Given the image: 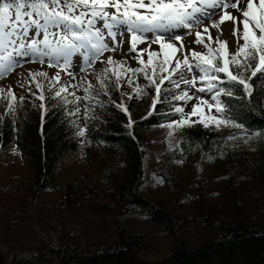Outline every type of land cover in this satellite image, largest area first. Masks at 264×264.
<instances>
[{"label": "trees", "instance_id": "1", "mask_svg": "<svg viewBox=\"0 0 264 264\" xmlns=\"http://www.w3.org/2000/svg\"><path fill=\"white\" fill-rule=\"evenodd\" d=\"M109 76L104 88L91 81L89 118L84 110L80 121L68 114L74 103L52 98L60 84L49 90L44 77L21 78L34 101L16 99L11 114V97L0 93V264H264V135H256L264 133V84L253 78L251 99L221 85L234 92L220 98L224 118L240 128H205L204 117L169 136L161 125L178 120L170 114L176 102L153 110L152 88ZM80 128L85 137L75 135ZM15 148L24 167L6 160ZM67 156L77 166L86 160L87 184L59 182ZM146 162L162 189L148 190ZM133 212L149 228L125 220ZM195 226L200 232L190 236ZM156 233L162 247L149 241Z\"/></svg>", "mask_w": 264, "mask_h": 264}, {"label": "snow or ice", "instance_id": "2", "mask_svg": "<svg viewBox=\"0 0 264 264\" xmlns=\"http://www.w3.org/2000/svg\"><path fill=\"white\" fill-rule=\"evenodd\" d=\"M231 10L237 15H233ZM211 30H215V37ZM118 33L122 36L119 42L116 39ZM106 36L111 38V46L105 42ZM185 36L194 38L187 41L188 45H200L203 51L189 49L186 53ZM229 41L235 48L232 53L227 50ZM120 44H127L128 50L137 54L134 58L142 67L126 68L125 62L109 56V67H105L97 76L102 88L106 87L105 80L111 79L109 73L120 79V74L110 67L115 65L134 75L142 74L147 86L154 88L153 110L157 103L197 100L192 112L186 116L183 115L182 106L170 105V114H181V118L161 125L171 130L169 136L191 116L197 115L202 105L207 107L209 113L214 108L215 113L219 114L210 115L208 122L199 120L205 128L210 124L216 128H240V123L224 118L225 104L220 98L232 97L234 92L232 88L221 85H233L251 99L253 78L264 84V0H0V79L26 62L41 65L47 62L49 67H57L71 76L67 70L71 67L74 54L83 56L82 70H86L104 52H116ZM140 44H147V47L138 48ZM152 44H158L160 50H151ZM145 53L148 55L147 61L143 59ZM177 53L180 55L177 56ZM149 67L151 74L147 70ZM60 71L51 78L46 72H29V83L36 82L38 76L44 77L51 90L59 84ZM220 74H223V79ZM165 81L171 88H164L163 91L169 92L170 96L161 99ZM128 84L132 85L131 79ZM181 84L186 85L187 89L177 93ZM197 84L200 86L197 87ZM36 87L41 89L37 98L43 101L42 86L36 83ZM69 88H80V85H60L52 98L60 99L65 105L78 104L82 99H88L91 83L82 89L86 93L84 97L69 92ZM191 89H195V93L211 94V102L195 93L190 95ZM139 91L144 92V89L139 88ZM0 93H4V89H0ZM69 95L73 97L72 101L68 100ZM8 97H11L7 105L11 114L15 110L13 101L16 97L10 89L3 96L6 100ZM19 99L23 102L24 98ZM116 106L127 111L122 104ZM40 108L43 109L44 105L41 104ZM79 113L77 106L68 114ZM88 118L86 106L85 119ZM72 123L75 125V121ZM86 131V128H80L75 135L85 137Z\"/></svg>", "mask_w": 264, "mask_h": 264}, {"label": "rangeland", "instance_id": "3", "mask_svg": "<svg viewBox=\"0 0 264 264\" xmlns=\"http://www.w3.org/2000/svg\"><path fill=\"white\" fill-rule=\"evenodd\" d=\"M111 11V9H110ZM97 27H99V23L97 24ZM240 27H242V25H240ZM215 34H213V36L215 37ZM257 35H259V32L257 31ZM117 41L119 42L122 39L121 34H117ZM194 39L191 36H185L184 40H185V49L184 51L187 53L189 51V49L193 50V51H197V52H202L203 48L200 45H195V44H191L188 45L187 41ZM223 39V37H222ZM105 42L109 43V45L111 46L112 41L110 37L105 38ZM241 44H243V40L240 41ZM177 46L179 47V42H177ZM215 46V45H214ZM147 44H140L138 45V48H146ZM151 50L153 51H159V45L158 44H152L151 45ZM227 50L229 53H232L235 51V48L233 47L232 42L228 43L227 46ZM137 54L130 52L128 50V45L127 44H120L118 47V50L116 52H111V51H106L103 53V55L96 60L93 63L92 67L87 68L86 70H82V65H83V56L80 53H76L72 56L71 58V67L68 68L67 72H70L72 75L69 76L66 72L64 71H60V69H58L57 67H49L47 62H45L44 64H38V63H33V62H26L23 64V66L20 67H16L10 74H8L7 76H5L3 79H0V89H4V93L7 92L9 89L12 91V93H14L15 97L17 100H20V97H23V102H21L22 104H24L25 106L29 105L30 102L34 101V96L30 91V87L27 86H22V82H20L21 78L24 79V77L29 78V72L28 70H35L39 69V72H48V71H52L51 73L54 75L56 74L57 71H60V80H59V84L60 85H68V84H73V85H80V88H69L68 91L69 92H75L76 96H80V97H84L86 95V93L82 90L84 87H88L89 82L92 83L91 81H95L97 79V76L100 75L101 71L105 68V67H109V65L107 64V60L108 57L111 56L113 57L114 60L117 61H122L126 63V68H130V69H135L138 67H142L141 65L138 64L137 60L134 58ZM177 56L180 55V53L176 54ZM143 59L145 61H147L148 59V55L147 53L144 54ZM155 61V57L153 58ZM174 63V61H173ZM112 67L113 71L117 72L120 74V77H122V74L124 73L125 76V81L129 80V75L130 77L132 76L133 79H135V81L138 83L140 88H143L144 90L152 88L154 90L153 87H149L147 86V82L144 80L143 75L142 74H133L130 71H125L121 68L114 66H110ZM149 74H151V67H149L148 69ZM28 72V73H27ZM51 74V75H52ZM166 74V73H165ZM197 75H199V73H196ZM114 76V75H113ZM73 77H75V79H73ZM116 77V76H115ZM157 83H159V80L157 81ZM200 85L197 84V87H199ZM164 88H171V86L167 83V81H165L164 85L162 86V91ZM182 89H187L186 85L181 84L180 89H177L176 92L178 93L180 90ZM155 92V91H154ZM89 93H91V91H89ZM88 93V94H89ZM195 93V89H191L190 90V95ZM165 97H169L170 93L169 92H165ZM196 96H200L205 100H209L211 102V94L208 93H195ZM70 98V101L73 100L72 96H68ZM3 99V97H1ZM172 102H176L177 106H182L183 107V115H187L189 113L192 112L193 109V105H195L197 103V100L194 98L190 101H187L186 103L183 101H172ZM86 100H81L78 104H74L72 106V112L74 111V109L78 106L80 108V113L78 115H76V118L78 119V121H80V117L81 115H83V112L86 108ZM210 115H218L217 113H215V109H212V112L209 113L207 107L205 106H201L200 109H198L197 111V115L195 116H191L189 121H185L184 123H190L191 121L197 120V119H201L204 117H208ZM181 118V114H179L178 120H180ZM0 119H1V115H0ZM167 125V124H165ZM235 129V127H233ZM167 127L162 126V131L160 132V134L164 135L168 130ZM158 131H160V128H158ZM161 135V136H162ZM159 143H156L154 145L153 148L158 147ZM152 148V149H153ZM12 149V148H11ZM16 150H11L10 153L8 154L7 157V161L9 162L10 165H14V166H18V167H24L23 161L18 158V156H16V154L19 152L17 151V148H15ZM154 151L152 150V153ZM70 157V156H69ZM67 156V158L62 161L57 169V176L59 178V182L61 184H65L68 181H72V182H77V185L82 184L84 181L87 184L89 182V179L87 178V176H83V178L81 177L80 173H83L85 175V173L87 172V166H86V160L83 161H79V165L77 166V164L73 163V159L69 158ZM69 158V159H68ZM82 164V165H81ZM154 168V167H152ZM145 170L147 173V170H150V166H149V162H146L145 164ZM147 178V182L150 183L148 185V190H154L156 191L157 189H162V185L157 182L154 183V178L152 177V173H147L146 175ZM15 179V177H14ZM161 194H164V190H162L160 192ZM161 196V195H160ZM161 197H164L161 196ZM128 219L127 221L130 222V224L134 225L135 227L141 229V230H145L148 227V225L146 224V217L142 214V213H131V215H127V217L125 218V220ZM200 230V226H195L190 228L187 233H191L190 236H194V235H198ZM161 236L156 233L154 236H152L149 241L150 243H158L160 244V247H162L163 242L161 241ZM165 241V240H164ZM163 250V249H161Z\"/></svg>", "mask_w": 264, "mask_h": 264}, {"label": "bare ground", "instance_id": "4", "mask_svg": "<svg viewBox=\"0 0 264 264\" xmlns=\"http://www.w3.org/2000/svg\"><path fill=\"white\" fill-rule=\"evenodd\" d=\"M257 2H258V0H257ZM232 11V13H233V15H237V13H235V11L234 10H231ZM179 31V30H178ZM212 32H213V34L215 33V30H211ZM229 42H231V41H229Z\"/></svg>", "mask_w": 264, "mask_h": 264}]
</instances>
